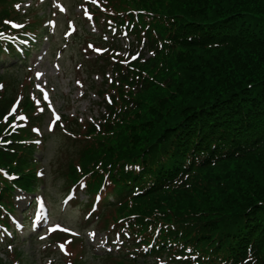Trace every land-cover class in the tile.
Returning a JSON list of instances; mask_svg holds the SVG:
<instances>
[{
  "label": "trees",
  "instance_id": "1",
  "mask_svg": "<svg viewBox=\"0 0 264 264\" xmlns=\"http://www.w3.org/2000/svg\"><path fill=\"white\" fill-rule=\"evenodd\" d=\"M127 1L155 57L117 70L136 92L119 88L70 181L113 185L114 223L144 259L182 264L191 248L203 264H264V0Z\"/></svg>",
  "mask_w": 264,
  "mask_h": 264
},
{
  "label": "rangeland",
  "instance_id": "2",
  "mask_svg": "<svg viewBox=\"0 0 264 264\" xmlns=\"http://www.w3.org/2000/svg\"><path fill=\"white\" fill-rule=\"evenodd\" d=\"M24 1V8L29 7L34 2L38 4V0H23ZM65 8L68 10V13L71 11V16L77 19H81L79 13L80 8L75 5L72 0H63ZM48 6L43 5L41 13L43 12H50V7H56L57 4L53 2V0H47ZM62 6V4H61ZM74 7V8H73ZM52 10V9H51ZM65 16H59L58 17V26L55 31V37H57L58 40L61 38L62 31L65 29ZM82 31V28L79 30ZM90 32H95V29L92 28ZM38 44L36 46V49L33 51L31 58L29 59V65L33 68V78H34V84L35 89L34 91L37 93H41L44 98L47 95L48 100H45L46 103L51 102V106L48 108V113H57L58 115H78L79 117L88 116V115H95L97 113V102L98 98L95 95H88V99L82 100L81 92L76 87L75 83H73V79L71 78L70 74L73 75L74 68L71 66V60H77L79 57V51L78 49L73 48V45L69 44L68 47L65 49L64 53L61 54V57L56 55L55 52H52V50H49L50 46L45 40L44 36L39 39ZM64 49V48H62ZM49 50V53H48ZM59 53V52H58ZM9 68V67H8ZM7 68V69H8ZM70 73V74H69ZM28 76L30 77L31 74L29 73ZM81 79L88 83L87 78L84 75H80ZM91 80L95 79L92 78ZM99 82V81H98ZM29 88V86H27ZM27 88L25 87L23 89V92L25 93ZM29 90V89H28ZM71 99L73 100L72 103V109L70 112L66 111V100ZM52 116V115H51ZM50 120V116H47L46 123L47 125L48 121ZM50 136V134H47ZM53 139H57L55 137H51ZM55 146V142L52 139H49L47 142V146H45L44 151L42 152L44 154V164H46L49 161L50 156L54 153L53 147ZM40 153V154H42ZM51 192L56 193V189L51 188ZM84 199V198H83ZM77 207V206H75ZM78 210L77 208H74V211L62 213V209L56 208L54 210V223H58L59 225H63L66 227H79V230L81 231L78 237L85 238L88 241H92V236L90 234L92 227H80L81 220L77 217ZM91 230H87L90 229ZM87 230V231H86ZM93 231V230H92ZM86 232V233H85ZM31 232L27 233V236L29 237ZM36 239V237H35ZM37 240V239H36ZM40 241V240H39ZM37 240V242H39ZM25 252L28 255H31L32 261L36 259L38 261V264H45L47 259H43V256H36L37 251L35 253L34 251L29 250L30 249V243L27 241ZM41 242V241H40ZM39 242V243H40ZM82 241L78 240L75 242V244L79 245ZM88 257H92L91 254L88 255ZM42 261V262H41Z\"/></svg>",
  "mask_w": 264,
  "mask_h": 264
}]
</instances>
